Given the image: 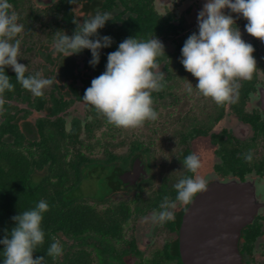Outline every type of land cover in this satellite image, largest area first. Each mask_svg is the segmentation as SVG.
Instances as JSON below:
<instances>
[{"label":"flooded vegetation","instance_id":"af4514ba","mask_svg":"<svg viewBox=\"0 0 264 264\" xmlns=\"http://www.w3.org/2000/svg\"><path fill=\"white\" fill-rule=\"evenodd\" d=\"M205 2L77 0L76 4H72L69 0H9L11 11L17 15L18 23L24 26L17 36L21 40L18 62L27 66L26 76L39 73L41 78H49L53 83L46 88L48 91L44 89L42 97H35L16 82L14 71L7 67L5 71L14 89L3 94L5 103L0 111V124L7 113L15 117L14 124L19 131L17 149L25 153V149L29 148V151H35L36 147L30 144L38 137L36 123H44L45 132L56 135L57 130L52 124L60 119L62 129L70 139L77 133V139L81 142L77 151L84 154L90 164L101 168L102 175L107 178L112 176V170L117 174L111 177L117 189L110 197L136 190L130 199L138 196L135 204L138 210L134 211L131 219L138 222L136 218L144 217L149 226L139 228L138 235L121 245L122 248L132 247L130 254L137 263L157 252L168 250L175 254V259L167 264H183L178 251L179 226L188 204L176 202V207L171 209L174 218L162 224L152 223L151 216L160 210L165 198L175 200V183L185 176L198 175L205 178L208 184L216 182L210 180V176L217 181L249 180L254 184L256 197L261 200V210L251 223L241 229L237 250L241 264H264V79L238 81V101L218 106L210 98L199 94L195 89L197 78L187 72L182 64L180 69H170V64L175 63L181 54L184 41L198 31L197 14ZM97 10L111 13V19L98 30L100 36L113 35L118 40L129 37L146 40L155 36L163 43L165 54L161 53L157 58L166 84L163 90L181 88L180 117L174 118V113L170 112V108H175L177 98L163 90L152 93L153 108L158 112V119L146 121L143 126L132 129L109 124L83 101V96L78 99L82 90L88 87L89 80L99 75L88 63L91 55L87 49L64 60L54 54L55 34L63 32L71 36L77 27L73 20L82 24ZM224 11L234 17L242 38L254 47L257 67L254 74L257 77L258 69L264 71V54L259 52L262 41L246 33L244 26L247 20L241 15L228 9ZM104 51L103 48L100 50L102 53ZM101 70L104 72L105 66ZM189 83L193 85L191 95L186 92ZM52 103L66 105L58 114L51 115L47 111ZM42 104L44 107H40ZM3 135L8 143L6 146L15 148L13 136L9 133ZM89 146L92 147L91 152L86 149ZM249 150L253 153L252 162L243 159L242 154ZM192 153L201 161L196 174L188 172L182 161ZM133 167L139 177L135 185L129 186L123 175L131 172ZM152 169H173L176 174L168 172L155 178ZM157 180L156 190L149 192L148 188H152ZM144 190L152 195L144 197L147 193Z\"/></svg>","mask_w":264,"mask_h":264},{"label":"clouds","instance_id":"9594fccd","mask_svg":"<svg viewBox=\"0 0 264 264\" xmlns=\"http://www.w3.org/2000/svg\"><path fill=\"white\" fill-rule=\"evenodd\" d=\"M69 3L76 4L77 0H69ZM11 8L9 0H0V111L5 103L3 94L14 89L5 71L7 67L14 71L16 82L35 97H42L44 89L53 83L49 78H41L39 73L25 75L27 66L18 62L21 40L17 39L24 26L18 23ZM225 9L246 19V33L264 42V0H206L197 14L198 31L184 41L180 57L184 69L197 78L195 89L218 106L235 104L239 98L238 81L251 80L257 68L254 47L242 38L234 17L226 14ZM110 19V12L97 10L82 24L73 20L77 27L71 36L63 32L55 34L54 54L64 60L87 49L91 52L88 63L94 68L100 62V50L110 48L113 43L112 37L98 34ZM161 53L165 54L164 45L155 36L146 40L124 39L115 51L107 54L105 71L91 80L83 101L117 128L132 129L143 126L146 121L157 120L152 92L166 87L157 61ZM186 92L192 94L191 83ZM242 155L246 162L253 161L251 150ZM182 161L184 168L192 174L201 167L195 153ZM207 186L206 179L198 175L180 179L174 185L175 200L165 198L160 210L151 216L152 223L171 221L174 218L171 209L176 207V202L191 203L193 197L204 192ZM48 209L47 201L40 199L33 208L11 217L15 226L0 237L2 264H45L43 256L33 258V253L44 243L42 221ZM46 254L52 259L60 257L63 254L61 243L53 240Z\"/></svg>","mask_w":264,"mask_h":264},{"label":"trees","instance_id":"16d2710c","mask_svg":"<svg viewBox=\"0 0 264 264\" xmlns=\"http://www.w3.org/2000/svg\"><path fill=\"white\" fill-rule=\"evenodd\" d=\"M110 37L113 39L112 46L103 48L105 51L100 52V62L94 67L96 75L103 73L101 69L107 63V54L115 51L123 41L113 35ZM180 57L181 54L175 63L170 64V69L181 68ZM92 79L89 80L88 87L91 86ZM251 80H256L255 74ZM86 89L82 90L78 99ZM163 91L169 92V95L172 93L171 88ZM65 105L49 104L47 113L58 114ZM40 107H44V104ZM14 121L15 117H10L7 113L0 124V237L15 226L11 217L33 208L40 199H44L49 204L42 221L45 240L34 251L33 258L43 256L45 264H125V260L131 256L132 247H123L117 252L112 243L125 244L124 233L137 209L135 204L138 196L135 199L111 202L109 197L117 189L111 177L117 174L112 170V176L107 178L102 175L101 168L90 164L84 154L77 151V146L81 143L77 139V133L70 139L62 129L60 119L52 124L57 130L56 135L47 134L44 123L42 126L36 123L38 137L30 144L36 147L35 151H29V148L25 149V153L17 149L19 131ZM5 133L13 136L15 148L6 146L8 143L5 142ZM86 149L91 152L92 147ZM90 171L97 172L96 179H101L103 184L100 196L98 199H91L92 202L84 198L79 189L82 179ZM139 192L142 193V189ZM105 202L108 205H103ZM53 240H58L63 247V254L56 259L47 257L46 254V249ZM2 250L3 245H0V251ZM2 259L0 257V264ZM173 259L175 254L165 250L153 254L149 259L140 260L137 264H167Z\"/></svg>","mask_w":264,"mask_h":264},{"label":"water","instance_id":"95a60500","mask_svg":"<svg viewBox=\"0 0 264 264\" xmlns=\"http://www.w3.org/2000/svg\"><path fill=\"white\" fill-rule=\"evenodd\" d=\"M138 177L134 167L123 175L129 186ZM254 188L249 180L217 181L193 198L179 226L178 251L183 264H241L240 231L261 210Z\"/></svg>","mask_w":264,"mask_h":264},{"label":"rangeland","instance_id":"374dc122","mask_svg":"<svg viewBox=\"0 0 264 264\" xmlns=\"http://www.w3.org/2000/svg\"><path fill=\"white\" fill-rule=\"evenodd\" d=\"M259 52H260V54H264V42H262V44L260 45ZM260 68L262 69L263 66L260 65ZM263 72H261L260 69H258L256 71V75H257L256 80H263L264 79ZM45 90L48 91V89H45ZM170 96L174 97V98H177V102H175V104H176L175 108L173 110H172V108H170V112H171V114L174 113V115H175L174 118L180 117L181 116V88L177 87V88L172 89V93H171ZM80 138H81V140L84 139L82 135H81ZM93 155H95V153ZM168 172L171 175H175L176 174V172H173V169H161V170L152 169V174H153V176L155 178H158L159 176H164ZM85 176H86V178H83L82 181H81V185H80V188H79L80 189V193H81V195L84 198L89 199V201L92 202L91 199H94V198L98 199V197L100 196V194L102 192V186H103L102 180L101 179H96L97 178V172L95 173V172H91L90 171L89 174H86ZM209 179L217 182V180L213 176H210ZM158 182H159V180H157L156 182L154 181V184L152 185V188L151 187L148 188L149 192L151 190L152 191L156 190V187L158 186V184H157ZM135 192H136V190L133 189V190H130L126 194L119 195V196L113 197V198L109 197V198H110L111 202L117 203L118 201H120V199L121 200L130 199ZM146 192H145L146 194H145L144 197L152 195V193H148V191H146ZM103 205H108V203L105 202V203H103ZM133 206H134V204L132 205V207ZM148 216H147V218H149ZM140 218L141 217L136 218L138 220V222H135L134 218L129 221V223H128L127 227H126L125 233H124V236H125L126 240H129L130 237H134L135 234L138 235L139 228L143 229L144 227H148L149 226V223H147V221L144 219V217L142 219H140ZM112 244L115 247V250L117 252L122 249L123 245L117 244L115 242H113ZM150 255H151V253L148 254L147 256L149 257ZM125 264H137V261H136V259H134L131 256H129L128 259L125 260Z\"/></svg>","mask_w":264,"mask_h":264}]
</instances>
